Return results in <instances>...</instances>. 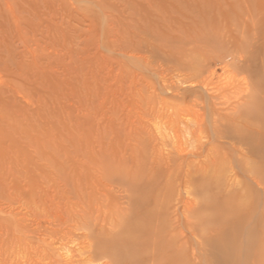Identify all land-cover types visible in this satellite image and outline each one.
<instances>
[{
  "label": "rangeland",
  "instance_id": "1",
  "mask_svg": "<svg viewBox=\"0 0 264 264\" xmlns=\"http://www.w3.org/2000/svg\"><path fill=\"white\" fill-rule=\"evenodd\" d=\"M261 57L264 0H0V264H85L88 233L126 208L132 180L157 175L182 264H264V177L234 178L253 197L225 252L185 185L192 162L236 168L216 144L200 156L195 120L211 113L198 103L227 90L209 107L232 113L252 85L241 61L264 73ZM180 147L189 160L171 167Z\"/></svg>",
  "mask_w": 264,
  "mask_h": 264
},
{
  "label": "bare ground",
  "instance_id": "2",
  "mask_svg": "<svg viewBox=\"0 0 264 264\" xmlns=\"http://www.w3.org/2000/svg\"><path fill=\"white\" fill-rule=\"evenodd\" d=\"M223 60L231 61L229 64L234 62L229 55L224 56ZM245 62L247 60L241 61L242 69L251 73L249 85H252L237 91L235 94L237 101L226 107V110L232 113L221 114L219 110L209 107L210 103L226 98L229 93L227 90L220 88L214 90V93H220L218 96L205 90V101L202 99L198 104L202 106L200 110L206 109L211 113V117L206 113L208 117L206 120L214 126L210 137H202L207 122L204 120V113L201 112L195 120V133H198V136H194L195 142L207 139V143L200 142L199 149L202 151L199 153L200 156L205 154L206 146L216 144L219 149L224 150V156L234 157L236 168L217 170L216 168L222 165L221 160L198 164L192 162L190 170L193 168L194 170L187 172L185 182V185H188L187 190L198 198L196 214L204 219L202 220L204 223L210 224L213 231L218 230L215 236L209 237L213 240L208 238L207 241L223 252L228 244H232L233 247L238 246L237 236L242 233L243 223L249 219L248 213L244 212L247 210L244 209L246 207L244 202L253 197L252 191L237 189L240 184L234 182V178L248 176L257 186H261V177H264V73L263 69L261 72L257 69L260 68L258 64L246 66ZM262 64L264 57H261V66ZM207 86L205 85L204 88ZM229 99L227 98V102L222 105L226 106ZM184 151L182 147L172 148L169 159L171 167H180L179 164L183 165L189 160L182 155ZM160 178L157 175L156 178L146 177L139 182L135 179L131 181L133 190L126 208L107 228L89 230L85 247L82 248V254L87 257L86 263L182 264L179 245L181 224L177 220L174 227H169L168 219L172 213L168 190L170 192L171 188L168 189L170 185L164 186L162 184L164 181ZM168 181L171 179L168 178ZM177 182H180L179 177ZM258 227L259 224L257 229ZM252 231H245L244 246L248 250L257 242L256 234ZM172 233L175 235L171 236Z\"/></svg>",
  "mask_w": 264,
  "mask_h": 264
}]
</instances>
